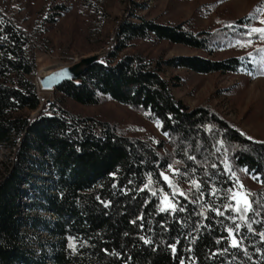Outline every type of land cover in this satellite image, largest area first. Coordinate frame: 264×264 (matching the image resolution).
Returning a JSON list of instances; mask_svg holds the SVG:
<instances>
[{"label":"trees","instance_id":"1","mask_svg":"<svg viewBox=\"0 0 264 264\" xmlns=\"http://www.w3.org/2000/svg\"><path fill=\"white\" fill-rule=\"evenodd\" d=\"M252 21L196 34L182 24L122 21L105 59L55 90L82 106L107 97L141 111L166 136L154 143L41 105L31 37L0 10V145L16 150L0 176V264H264V142L209 107L189 110L163 77L167 67L258 75L264 47L221 61L120 57L151 40L213 55L246 40ZM241 173L260 185L246 211L233 196Z\"/></svg>","mask_w":264,"mask_h":264},{"label":"rangeland","instance_id":"2","mask_svg":"<svg viewBox=\"0 0 264 264\" xmlns=\"http://www.w3.org/2000/svg\"><path fill=\"white\" fill-rule=\"evenodd\" d=\"M0 10L29 34L34 45L36 71L31 79L37 85L41 69L70 67L83 58L105 59L116 42L122 21L155 20L166 25L182 24L193 33L216 32L244 17L251 18L246 40L219 48L213 55L168 42L135 41L120 54H141L148 59L168 61L180 57L225 60L251 54L264 47V37L254 38L253 29H264V0H0ZM163 77L172 83L174 97L189 110L211 108L250 138L264 142V71L249 73L199 74L186 68L164 69ZM38 89V86H37ZM39 93V90H38ZM41 105L62 108L81 118H95L114 127L119 133L147 138L154 143L166 140L160 124L144 113L102 97L97 106L79 105L55 90L39 94ZM54 111V110H53ZM37 112L31 113L35 117ZM16 150L0 145V176L12 167ZM175 163L170 174L175 175ZM168 176L170 180V175ZM260 185L243 173L235 193L238 205L251 204L250 196ZM31 196L33 190L28 189ZM29 203V198H23ZM165 209L172 208L163 197ZM25 214L29 212L24 209ZM40 235V233H38ZM43 237V236H42Z\"/></svg>","mask_w":264,"mask_h":264},{"label":"water","instance_id":"3","mask_svg":"<svg viewBox=\"0 0 264 264\" xmlns=\"http://www.w3.org/2000/svg\"><path fill=\"white\" fill-rule=\"evenodd\" d=\"M99 62L98 56H90L81 59L77 64L70 67H61L42 78L41 89L56 90L66 82L78 80L82 74L91 66ZM39 90V89H38Z\"/></svg>","mask_w":264,"mask_h":264},{"label":"snow or ice","instance_id":"4","mask_svg":"<svg viewBox=\"0 0 264 264\" xmlns=\"http://www.w3.org/2000/svg\"><path fill=\"white\" fill-rule=\"evenodd\" d=\"M253 31H255V32H264V29H259V28H256V29H253ZM169 168H171V165H169ZM161 175H163V174H161ZM164 179L165 180H168L169 179V177L168 176H164ZM193 183H196L195 181H193ZM182 195H183V193H181ZM240 194L239 193H234L233 194V196H234V198H236V197H238ZM239 200H237V204H239ZM244 203H245V211L247 210V208H248V203H247V200L245 199V201H244ZM243 218V217H242ZM239 227H240V225H236V229L238 230L239 229ZM229 236L230 237H232V244H233V246H239V242L235 239V237H233L232 236V230L231 229H229ZM262 238H264V237H262ZM141 239H143V237L141 238ZM148 241H145V243H147ZM70 248H73V250H75L74 249V245L72 244V238L70 237L69 238V245H68ZM171 247H173V249H174V245L173 246H171Z\"/></svg>","mask_w":264,"mask_h":264},{"label":"bare ground","instance_id":"5","mask_svg":"<svg viewBox=\"0 0 264 264\" xmlns=\"http://www.w3.org/2000/svg\"><path fill=\"white\" fill-rule=\"evenodd\" d=\"M61 67H58V66H54V67H51V68H45V69H41L39 70V72L37 73V79H36V82H37V86H38V89H39V94L41 95L42 93H45L47 92L48 90H43L41 89V80L42 78L48 76L49 74H51V72L55 71L56 69H59Z\"/></svg>","mask_w":264,"mask_h":264}]
</instances>
